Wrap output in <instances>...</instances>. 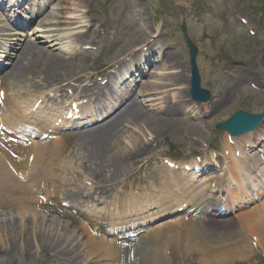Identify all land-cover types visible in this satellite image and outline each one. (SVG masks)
I'll return each mask as SVG.
<instances>
[{"label": "bare ground", "instance_id": "6f19581e", "mask_svg": "<svg viewBox=\"0 0 264 264\" xmlns=\"http://www.w3.org/2000/svg\"><path fill=\"white\" fill-rule=\"evenodd\" d=\"M84 1L79 0L81 4ZM77 7L69 9L64 17L55 16L50 22L52 25L50 32L46 26L50 21L48 20L50 14L47 16L45 14V17L39 19L42 30L41 34H38L39 37L31 34L33 39H25L23 42H17L21 39H14V43L8 47L9 51L15 53L14 59H11V52L7 53L3 50V54L7 53L5 55L7 60H11L10 67L4 73H2V65L7 64V60L2 61L3 54L0 56L2 61L0 74L7 79V82L0 81V209L6 205L8 209L14 208L13 210H18L19 214L29 217L28 213L34 212L38 205L43 204V198L57 199L58 195L53 193L52 188H55L59 181L67 185L71 183L65 179V174L67 176L73 173L76 177L80 176L76 162L67 156L63 157L68 148L66 135L63 133L64 126L55 127L53 123L58 119L66 121L67 113H63L64 109L58 108L49 118L50 120H45V117L40 114L44 103L47 102L50 108L59 97L57 99L54 97V100L48 99L44 91L32 95L30 100L22 99L18 95L22 92L21 85L31 91L54 87V91L62 98L65 97L63 94L65 88L75 85L74 91L78 93V96L95 102L90 116L95 118L102 113L108 114L107 117L96 121L97 124L93 127L70 135L75 137L72 144L78 151L81 165L89 164L90 171L95 170L93 172H106L111 179L108 181L112 184L117 183V178L120 181L123 174H136L138 172L135 170L136 167L139 171L144 170L148 177L154 178L153 183L148 185V196H136L135 201L132 195L126 194L114 201L113 205L118 207L119 211L128 204L135 203L134 205L138 206L137 212L135 209L125 208L133 215L131 219L127 220L126 216L115 218L111 214L105 220H97L94 230H89L90 227H88L90 223L96 222L93 215L87 218L89 222L82 221L80 229L86 230L79 237L86 238L82 246L86 250L83 256L88 263L171 264L173 256H176L180 259V263L184 264L187 254L194 252L199 257L197 258L199 264H231L248 262L255 250H259L264 255V204L252 208L251 212L246 214L250 204L261 199L258 196L264 194L262 192L264 189V121L256 132L239 137L240 140L243 138L248 154L236 157L229 144L226 143L223 147L224 151H228L233 170L226 173L227 183L221 181L222 172L196 177L180 170L179 176L183 180L180 182V179L178 181L173 179L171 171L165 170L163 176L160 179L157 178L158 169L156 167L148 169L155 141L180 124L178 116L184 112L188 104L189 107L186 109L192 111L194 116L205 117L218 110L226 99L219 103H214L212 100L209 102L211 106L189 100L187 77L180 73L177 56L175 54L169 56L165 53V47L171 44V39L162 40L156 49L162 52L159 62L161 68L167 67L166 69L169 70V73L161 74L157 78V82L160 83L152 84L150 80H147L140 87L143 81H138L141 77L138 71V79H134L133 83H136L135 88H129V84L123 91L113 92V87L97 83L92 75H87V68L83 63L77 66L73 63L74 58L80 53L73 51L72 56L66 59L60 54L61 49H58L57 53L52 51V45L60 47L63 40L70 37L61 36L62 31L70 30L72 27L78 28L76 26L80 24V17L76 15L79 11ZM16 9L17 7L12 9L13 14ZM32 14L35 15V13ZM22 20V17L21 19L19 17L12 23L25 31L27 25ZM100 29V23L96 25L92 22L87 23L85 29L76 32L75 39L80 46L101 48L103 41H100ZM4 31L1 34H4ZM21 34L25 37L29 36L28 32ZM149 40L147 32L143 33V37H138L132 44L133 48L125 50L121 57H114L113 63L107 64V69L111 72L117 70L118 66L124 63L122 59L125 56L134 58L136 51L147 46ZM41 44L43 47L40 46ZM60 75L61 79L65 78L64 86L60 85L59 80L55 82ZM181 83L182 92L174 95L173 100H170L171 96L167 94L171 87ZM137 89L139 93L151 92L153 95H162L155 102L162 100L163 106L146 108L143 100L138 98L144 94L134 93ZM26 90L23 93H27ZM37 103L38 108L34 110L33 107ZM201 118L199 117V120ZM131 127H138L145 134L141 138H132L127 146L122 147L125 132H130L129 129L124 132V129ZM1 129L5 132H1ZM24 134L29 138L28 143L23 144L14 140L15 136L21 137L20 135ZM45 134L48 139L41 138ZM262 143V147L254 152L256 146H261ZM234 146L240 147L239 144ZM40 172L42 174H39ZM233 187L234 195L223 196L224 193L233 192ZM99 189V186L93 187L94 191ZM44 190L46 193L49 192L48 196L42 194ZM154 190L162 193L154 195L152 192ZM146 205L154 207L149 209ZM179 210L182 212L185 210L186 213L177 216L175 213ZM201 210L204 213L211 211L219 215L227 212L235 213L239 210L242 213L238 216L239 223L235 221L233 223L232 219L231 221L223 220L226 222L212 218L203 220L200 216ZM137 213L141 216H137ZM10 217L11 215L0 212V264L10 259L22 258L33 248L41 250L50 247L61 250L63 245L65 249L70 244L66 234H58V237L54 234L61 232L57 229V225L43 227L38 225L34 228L33 221L30 222L33 226L28 229L25 223L22 226ZM162 217L168 218V226L171 224L177 226L169 233V238L157 228L159 226L157 221ZM238 225L247 235L237 233L229 243L223 241V235L231 236L234 229L236 230L234 232H238L236 228ZM230 232L232 233L228 234ZM248 235H251L250 239ZM67 250L73 251L68 248ZM168 250H171L170 255ZM69 252L66 251V253Z\"/></svg>", "mask_w": 264, "mask_h": 264}, {"label": "rangeland", "instance_id": "374dc122", "mask_svg": "<svg viewBox=\"0 0 264 264\" xmlns=\"http://www.w3.org/2000/svg\"><path fill=\"white\" fill-rule=\"evenodd\" d=\"M32 2L35 4H30ZM43 6L48 8L41 10L42 13L38 18L41 19L45 12L47 15L50 14L48 16L50 21L46 24L48 32L52 30L50 22L55 16L64 17L69 9L78 6L79 11L76 13L80 17V24L76 26L78 28L73 29L72 27L70 30L62 31L61 36L70 37H66L60 47L51 46L55 53L61 49L60 54L66 59L72 56L70 51L72 46H80L74 38L76 32L82 30L90 22L95 25L101 24L100 34L102 35L103 31L105 34V41L101 48L90 49V53L82 52L84 55H78L73 60L76 66L79 63L87 66V74L93 72L95 75H102L106 64L113 63L114 57H121L125 50L132 49L135 40L138 37H143V33L147 32V36L150 37L149 42L152 40L151 46L158 47V41L161 39H171L172 42L166 47L165 53L169 56L173 54L177 56V62L180 63V73L187 77L188 84L190 78L189 53L180 31L181 24H186L187 35L198 50L197 64L201 87L212 94L214 103H219L224 99L226 101L221 103L218 110L202 118L201 123L196 121L193 114H189L187 111L182 113L183 119L178 116L180 124L153 144L152 158H156L158 161L156 163L154 160L153 166L158 167L157 175L160 172L159 167L162 166L161 160L163 159L175 158L177 160L175 163H188L194 160L193 157L197 161L212 160L214 156L218 159L223 157V145L227 134L215 130V124L226 120L240 109L253 114L261 112L264 114V0H136L135 2L133 0H85L82 4L79 0H39L37 2L28 0L24 4L25 10L29 12L33 8L37 9ZM85 13L88 16H85ZM38 18L30 24L29 36L25 37V35L17 34L18 32L15 31V27L11 26L8 16L3 17L0 27L2 32L5 31L4 34L0 32V39L2 38L4 41L0 40V42L6 45L12 44L15 41L13 39L17 37L22 41L33 39L31 34L39 37L42 30L39 21L37 22ZM100 41H103L102 37ZM40 46L43 47L42 44ZM81 50L87 49L82 48ZM157 61L158 63L145 66L144 71H149L142 78L141 86L147 80L155 84L161 74L169 73L167 67L161 68L160 59ZM7 62L8 65L6 66H9L10 61ZM68 64L71 67V64ZM122 73L127 74L128 71L123 70ZM61 77V75L57 77L55 82L58 80L63 82L65 78L61 79ZM133 77L136 78V74ZM4 81L7 82V79ZM130 82L131 80H128V83ZM181 87H183L182 83L171 87L169 94H167L171 96L170 100H173L174 95L182 92ZM21 89L22 92L18 95L22 99L30 100L32 95L37 93V91L26 90V87L24 88L22 85ZM25 90L27 93H23ZM137 92L136 90V94ZM161 97L162 95H153L149 92L138 98L143 100L144 105L149 109L151 106H163L162 100L155 102ZM151 100L153 101L149 102ZM46 112L48 113V111ZM126 129H129L130 132H125ZM124 132L122 147L127 146L132 138H141L145 134L138 127L125 128ZM238 139L235 141L242 144L243 141ZM66 140L68 148L63 157L67 156L76 162L81 177L78 179L73 173H69L67 179L71 180L72 184L55 185L54 189L55 193H58V199L47 198L48 200H45L43 198V204L38 205L34 212L28 213L29 217L19 214L18 210H13L14 208L8 209L9 207L6 205L2 206L0 212L11 215L10 218H14V221L21 223L22 226L25 223L28 229L33 226L30 223L33 221L34 228H37L38 225L40 227L57 225V229H60L61 232L54 234L57 237L58 234H66L70 244L65 249L63 245L61 250L50 247L41 250L33 248L27 252L26 256L4 261V264H88L86 257L83 256V252L86 250L82 246V242L86 238L79 237L86 230L80 229L82 217L77 212L76 215L72 214L69 209L63 208L61 204L70 202L76 204L80 200H84L88 203L86 207L92 208L94 203L90 204L91 200L85 197L87 192L85 189H89L93 184L100 187L98 192L94 193L100 202L108 199L114 200V197L124 189L125 185H131L132 180L130 178L124 180L126 174H123L121 180H117L116 184H112L108 181L111 179L106 172H93L95 170L90 171L89 164L81 165L78 159L80 157L78 151L72 144L75 138L68 137ZM221 169L222 166L216 168L215 171L220 172ZM207 171L214 172L211 166H208ZM159 177L161 176L159 175ZM223 177H225V173ZM153 179L141 171L135 175V186H148L149 183H153ZM43 192L44 195L49 193H46L45 190ZM262 204H264V196L251 208H256ZM251 208L246 214L251 212ZM239 214L232 218L233 223L234 221L239 223ZM208 218L211 217L208 216ZM218 220L222 219L218 218ZM92 228L90 226V229ZM175 228H177L176 224L159 226L167 238ZM236 228H238V232H234L236 231L234 229L231 236L223 235L224 239L222 240L229 243L237 233L247 235L239 225ZM250 236L247 237L250 239ZM203 239L206 240V234L203 235ZM67 248L73 251L69 252ZM169 249L171 248L169 247ZM197 258L199 257L196 253L189 252L184 264H199ZM172 264H181L180 259L173 256ZM231 264H264V255L259 250H255L248 262Z\"/></svg>", "mask_w": 264, "mask_h": 264}, {"label": "water", "instance_id": "95a60500", "mask_svg": "<svg viewBox=\"0 0 264 264\" xmlns=\"http://www.w3.org/2000/svg\"><path fill=\"white\" fill-rule=\"evenodd\" d=\"M191 52V65H192V77H191V95L197 100H207L209 98L206 92L199 89V79L198 73L195 68V49L190 45ZM263 116L251 115L245 111H236L229 120L219 124L217 129H222L227 131L232 136L242 135L249 131H253L260 124Z\"/></svg>", "mask_w": 264, "mask_h": 264}]
</instances>
